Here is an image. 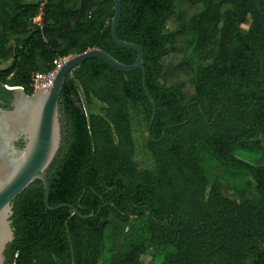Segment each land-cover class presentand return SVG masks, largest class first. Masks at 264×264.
<instances>
[{
    "label": "trees",
    "instance_id": "1",
    "mask_svg": "<svg viewBox=\"0 0 264 264\" xmlns=\"http://www.w3.org/2000/svg\"><path fill=\"white\" fill-rule=\"evenodd\" d=\"M40 2L0 0V100L4 85L33 94L56 57L96 47L133 62L111 37L113 0H45L42 28ZM117 35L144 51L150 136L140 69L89 58L67 74L48 204L88 217L47 209L34 180L12 202L4 264H142L148 251V264H264V26L249 1L121 0Z\"/></svg>",
    "mask_w": 264,
    "mask_h": 264
},
{
    "label": "water",
    "instance_id": "2",
    "mask_svg": "<svg viewBox=\"0 0 264 264\" xmlns=\"http://www.w3.org/2000/svg\"><path fill=\"white\" fill-rule=\"evenodd\" d=\"M113 1L111 37L118 46L135 52L136 56L132 63H121L106 51L93 47L67 56L57 67L49 88H39L28 95L21 86L4 85L5 89L11 93V105L9 109L0 106V264L5 262L6 245L14 238L11 220L12 202L34 180H40L43 184V200L47 209L64 206L81 218L88 217L81 215L75 207L67 203H60L54 207L48 204L49 183L45 171L54 159L61 142L59 98L67 74L89 58H98L121 72L140 69L142 87L152 106L147 128V134L150 136L156 104L145 85V71L142 66L144 51L138 44L118 37L117 26L121 16V0ZM210 1L213 4H220L225 0ZM248 1L259 22L264 26L263 13L254 0Z\"/></svg>",
    "mask_w": 264,
    "mask_h": 264
},
{
    "label": "built area",
    "instance_id": "3",
    "mask_svg": "<svg viewBox=\"0 0 264 264\" xmlns=\"http://www.w3.org/2000/svg\"><path fill=\"white\" fill-rule=\"evenodd\" d=\"M45 0H41L39 4V10L36 15L33 16L32 18V23L39 27L42 28V19H43V10L42 6L44 5ZM66 57H56L52 60V65L54 66L53 69H51L48 72L45 73H40L36 72L32 74V87L34 90L36 89H46L49 88L52 84L54 74L56 73L57 67L65 60Z\"/></svg>",
    "mask_w": 264,
    "mask_h": 264
},
{
    "label": "rangeland",
    "instance_id": "4",
    "mask_svg": "<svg viewBox=\"0 0 264 264\" xmlns=\"http://www.w3.org/2000/svg\"><path fill=\"white\" fill-rule=\"evenodd\" d=\"M6 65H7V62L1 64L0 67L6 66ZM96 106H97V104H94L93 108H95ZM134 130H135V126H134ZM135 135H136V139H138L139 133L136 132ZM211 164L213 165L214 162L213 163L211 162ZM224 175L226 176V174H224ZM229 177L231 178V180L233 181L234 184H236V185L238 184L237 176H229ZM248 182H249V179H248ZM240 188L244 189L245 187L243 185H240ZM150 259H151V252L148 251V252H146V254H144L141 257V260H142L141 262H142V264H148L150 262ZM103 263H104V261H100V264H103Z\"/></svg>",
    "mask_w": 264,
    "mask_h": 264
},
{
    "label": "flooded vegetation",
    "instance_id": "5",
    "mask_svg": "<svg viewBox=\"0 0 264 264\" xmlns=\"http://www.w3.org/2000/svg\"><path fill=\"white\" fill-rule=\"evenodd\" d=\"M7 105H8V106L11 105V98H8L7 103L4 102V101H2V100H0V106L5 107V106H7Z\"/></svg>",
    "mask_w": 264,
    "mask_h": 264
},
{
    "label": "bare ground",
    "instance_id": "6",
    "mask_svg": "<svg viewBox=\"0 0 264 264\" xmlns=\"http://www.w3.org/2000/svg\"><path fill=\"white\" fill-rule=\"evenodd\" d=\"M54 76H55V74H54ZM54 78V77H53Z\"/></svg>",
    "mask_w": 264,
    "mask_h": 264
}]
</instances>
